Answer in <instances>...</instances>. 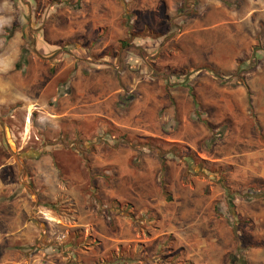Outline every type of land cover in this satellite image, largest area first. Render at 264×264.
I'll return each mask as SVG.
<instances>
[{"label":"rangeland","instance_id":"1","mask_svg":"<svg viewBox=\"0 0 264 264\" xmlns=\"http://www.w3.org/2000/svg\"><path fill=\"white\" fill-rule=\"evenodd\" d=\"M91 3L0 0V177L27 183L20 154L51 156L76 193L29 248L66 245L64 264H264V0H158L103 32L84 11L106 1ZM109 167L129 196L89 232L73 202Z\"/></svg>","mask_w":264,"mask_h":264},{"label":"crops","instance_id":"2","mask_svg":"<svg viewBox=\"0 0 264 264\" xmlns=\"http://www.w3.org/2000/svg\"><path fill=\"white\" fill-rule=\"evenodd\" d=\"M35 1V0H30ZM89 2L94 3L96 0H88ZM105 7L101 9L98 8L97 3L95 5H91L93 9L90 12V15L84 14L86 18L84 20L86 23L90 24V28L95 31H101L102 27H107L114 29L122 27V14L124 10L127 12H136L140 10H155L156 5L158 4V0H105ZM149 1V3H148ZM168 8L174 11L177 6L180 4L182 0H167ZM25 8V7H24ZM17 13L22 11V7L17 9ZM169 12V13H170ZM104 13V14H103ZM137 14H134L129 19L128 23H133ZM89 20V21H88ZM120 29V28H119ZM124 30L123 28H121ZM110 29H108V32ZM119 90L121 87H117L113 90L114 97L118 98L120 96ZM121 97H119L120 99ZM119 99H116L115 102H120ZM94 114H99V110H91ZM59 116V114H58ZM61 116V115H60ZM112 124L119 126V128H125L123 124L118 121H110ZM21 162L20 166L16 169V173L14 171L13 174L16 176L20 175L23 177L24 181L27 183H23L22 179L16 178L13 179L11 184H4L0 177V225L4 226V230H0V241L1 240H11L12 244L7 246L5 244L0 243V248L2 250V257H6L12 253L25 255V260H14L12 263L15 264H64L65 256L72 255V252H67L66 245L60 246L57 245L55 247L49 245L47 247H31L29 246L38 240V226L41 224H45V222L50 225L53 224H65L67 223L66 216L62 211L68 202H72L71 198H75L76 193L72 190H68L63 182L60 180V174L56 167L53 166L51 156H28L25 153L20 154ZM33 160L34 168L24 167V162L26 160ZM8 163V162H7ZM6 163V164H7ZM3 165H0V169ZM25 170H24V169ZM111 170L106 171H95L90 168L88 174L91 177V185L92 189L87 192H83V199L78 203V200H75L73 203L77 204V206L81 209L80 212H75V219L79 225L89 227V232L94 230V225H100L103 220H108L110 218L109 214H116V211L107 209L110 207L111 202L115 201H124L128 196L124 194H119L120 191L117 189L115 184V180L111 179V173L113 175H117L118 172L115 171L114 167L108 168ZM104 172L107 176H109V180L107 184H103L99 186L95 182V178ZM115 173V174H114ZM15 176V177H16ZM119 181V180H118ZM30 182V183H29ZM124 195V196H123ZM119 198V199H118ZM151 202H145L142 206L143 209L151 208ZM163 202L160 201V204ZM153 206V205H152ZM138 208V207H137ZM156 212H151L154 216H156V220H158ZM113 214V215H114ZM149 215H146V217ZM173 216V215H172ZM153 218V217H152ZM113 220V219H112ZM172 223V222H171ZM104 224V223H103ZM60 227V226H59ZM113 227V225H112ZM171 232V230H167V232ZM160 233V234H165ZM113 239V238H110ZM11 250V251H9ZM14 251V252H13ZM42 253L46 255V257H58L55 261H44L41 263L39 258V254ZM11 254V255H13ZM27 256L30 258L27 259ZM54 259V258H53ZM2 264V263H0ZM82 264V263H77Z\"/></svg>","mask_w":264,"mask_h":264}]
</instances>
